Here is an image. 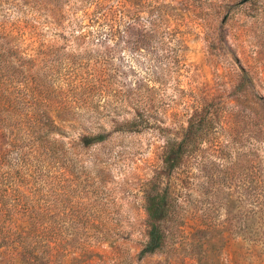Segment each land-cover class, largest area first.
<instances>
[{"label":"rangeland","instance_id":"1","mask_svg":"<svg viewBox=\"0 0 264 264\" xmlns=\"http://www.w3.org/2000/svg\"><path fill=\"white\" fill-rule=\"evenodd\" d=\"M85 1L0 0L21 51L0 70V163L8 128L25 140L49 108L70 203L108 262L264 264V0H141L134 18ZM203 113L206 132L157 180L174 205L166 242L137 259L165 142Z\"/></svg>","mask_w":264,"mask_h":264},{"label":"trees","instance_id":"2","mask_svg":"<svg viewBox=\"0 0 264 264\" xmlns=\"http://www.w3.org/2000/svg\"><path fill=\"white\" fill-rule=\"evenodd\" d=\"M106 1H114L132 18L141 12V0L85 2L96 10ZM11 29L0 22V70L21 53ZM48 109L26 128L25 140L19 141L23 139L18 136L19 130L8 128V150L0 163V264H114L97 254L83 236L94 226L93 220L84 208L70 203V190L58 165L62 130L55 124L54 112ZM40 119L45 122L40 123ZM206 120L205 113L190 117L179 141L165 142L160 171L148 181L144 194L146 237L137 259L160 251L166 242V224L174 218V205L168 189H158L157 180L170 176L192 151L195 138L206 132ZM105 139L102 133L82 135L77 144L87 148ZM10 151L13 157L6 159ZM95 238L97 242L102 240Z\"/></svg>","mask_w":264,"mask_h":264}]
</instances>
